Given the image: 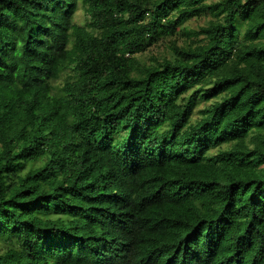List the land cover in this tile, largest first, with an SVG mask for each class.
<instances>
[{"label":"trees","instance_id":"obj_1","mask_svg":"<svg viewBox=\"0 0 264 264\" xmlns=\"http://www.w3.org/2000/svg\"><path fill=\"white\" fill-rule=\"evenodd\" d=\"M0 264H264V0H0Z\"/></svg>","mask_w":264,"mask_h":264},{"label":"rangeland","instance_id":"obj_2","mask_svg":"<svg viewBox=\"0 0 264 264\" xmlns=\"http://www.w3.org/2000/svg\"><path fill=\"white\" fill-rule=\"evenodd\" d=\"M76 22L78 24H84L85 22V15H84V12L82 9H80L77 14H76ZM205 24V20L204 19H201V20H198V21H191L188 23V26L191 28V29H196L202 25ZM168 40L164 43H160L156 46H151L149 48V50L147 51V53L144 55L143 57V60L146 61V62H150V57L151 56H155V57H162V56H167L168 55V52H169V49H168ZM178 44H183V40H179L178 41ZM63 78L58 81V85H62L63 84Z\"/></svg>","mask_w":264,"mask_h":264}]
</instances>
